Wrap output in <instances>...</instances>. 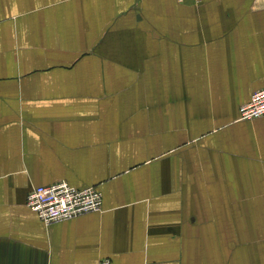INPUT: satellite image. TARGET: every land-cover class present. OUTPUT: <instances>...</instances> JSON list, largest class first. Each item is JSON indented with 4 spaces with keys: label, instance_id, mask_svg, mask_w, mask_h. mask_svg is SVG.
<instances>
[{
    "label": "crops",
    "instance_id": "crops-1",
    "mask_svg": "<svg viewBox=\"0 0 264 264\" xmlns=\"http://www.w3.org/2000/svg\"><path fill=\"white\" fill-rule=\"evenodd\" d=\"M261 88L264 0H0V264H264Z\"/></svg>",
    "mask_w": 264,
    "mask_h": 264
},
{
    "label": "built area",
    "instance_id": "built-area-1",
    "mask_svg": "<svg viewBox=\"0 0 264 264\" xmlns=\"http://www.w3.org/2000/svg\"><path fill=\"white\" fill-rule=\"evenodd\" d=\"M264 116V88L255 91L251 99L241 105L240 118L252 120ZM103 193L96 186L77 187L66 180L33 187L26 205L36 212L44 224L69 220L100 210ZM104 264H109L105 261Z\"/></svg>",
    "mask_w": 264,
    "mask_h": 264
}]
</instances>
